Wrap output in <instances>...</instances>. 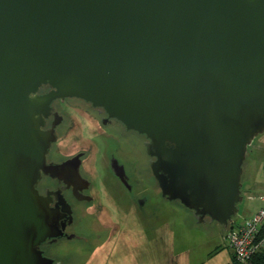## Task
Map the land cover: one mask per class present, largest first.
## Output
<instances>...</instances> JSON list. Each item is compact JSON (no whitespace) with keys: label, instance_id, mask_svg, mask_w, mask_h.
Instances as JSON below:
<instances>
[{"label":"water","instance_id":"1","mask_svg":"<svg viewBox=\"0 0 264 264\" xmlns=\"http://www.w3.org/2000/svg\"><path fill=\"white\" fill-rule=\"evenodd\" d=\"M67 97L144 135L162 195L227 226L264 131V0H0V264L52 263L36 185Z\"/></svg>","mask_w":264,"mask_h":264},{"label":"flooded vegetation","instance_id":"2","mask_svg":"<svg viewBox=\"0 0 264 264\" xmlns=\"http://www.w3.org/2000/svg\"><path fill=\"white\" fill-rule=\"evenodd\" d=\"M48 90L44 86L39 94ZM50 107L43 127L55 134L46 154L50 170L41 172L36 188L61 235L40 244L42 255L51 264H77L132 247V218L138 217L150 234L151 221L164 222L163 205L171 202L152 174L147 139L78 98H57ZM121 213L125 217L119 218Z\"/></svg>","mask_w":264,"mask_h":264},{"label":"rangeland","instance_id":"3","mask_svg":"<svg viewBox=\"0 0 264 264\" xmlns=\"http://www.w3.org/2000/svg\"><path fill=\"white\" fill-rule=\"evenodd\" d=\"M76 122L77 127H81V123ZM75 133L76 130H71V134ZM150 182L156 185L152 177ZM240 192L238 210L229 226L242 223L262 204L259 198L264 196V131L247 146ZM163 210L164 222L151 221L150 234L138 217L132 218L129 225L134 237L132 247L131 244L122 246L117 254L103 253L98 261L84 259L77 264H231L232 249L226 239L229 227L209 218L198 222L191 211L177 201H165ZM123 217L119 214V218ZM67 264L73 263L67 261Z\"/></svg>","mask_w":264,"mask_h":264},{"label":"built area","instance_id":"4","mask_svg":"<svg viewBox=\"0 0 264 264\" xmlns=\"http://www.w3.org/2000/svg\"><path fill=\"white\" fill-rule=\"evenodd\" d=\"M259 199L262 204L258 211L226 232L229 247L240 263L248 262L256 252L264 249V196Z\"/></svg>","mask_w":264,"mask_h":264},{"label":"trees","instance_id":"5","mask_svg":"<svg viewBox=\"0 0 264 264\" xmlns=\"http://www.w3.org/2000/svg\"><path fill=\"white\" fill-rule=\"evenodd\" d=\"M234 226V224H231L230 226L227 225V227H232ZM232 255H233V260L231 263L233 264H243V263H240V262H237L236 259H235V256H234V253L232 252ZM244 264H264V249L258 251L255 253V255L248 261V262H245Z\"/></svg>","mask_w":264,"mask_h":264}]
</instances>
